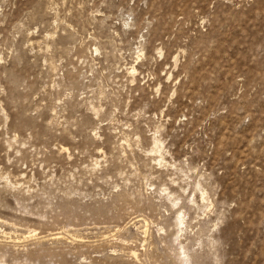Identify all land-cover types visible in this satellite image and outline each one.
<instances>
[{"label":"rangeland","instance_id":"374dc122","mask_svg":"<svg viewBox=\"0 0 264 264\" xmlns=\"http://www.w3.org/2000/svg\"><path fill=\"white\" fill-rule=\"evenodd\" d=\"M0 264H264V0H0Z\"/></svg>","mask_w":264,"mask_h":264}]
</instances>
